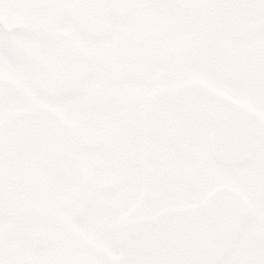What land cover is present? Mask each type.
Returning a JSON list of instances; mask_svg holds the SVG:
<instances>
[{"label": "snow or ice", "instance_id": "6c2138e0", "mask_svg": "<svg viewBox=\"0 0 264 264\" xmlns=\"http://www.w3.org/2000/svg\"><path fill=\"white\" fill-rule=\"evenodd\" d=\"M0 264H264V0H0Z\"/></svg>", "mask_w": 264, "mask_h": 264}]
</instances>
